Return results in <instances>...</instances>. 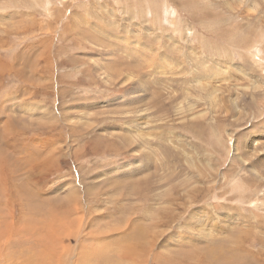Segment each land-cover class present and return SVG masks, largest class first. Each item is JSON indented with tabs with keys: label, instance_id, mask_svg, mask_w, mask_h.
Segmentation results:
<instances>
[{
	"label": "rangeland",
	"instance_id": "obj_1",
	"mask_svg": "<svg viewBox=\"0 0 264 264\" xmlns=\"http://www.w3.org/2000/svg\"><path fill=\"white\" fill-rule=\"evenodd\" d=\"M0 161V264H264V0H0Z\"/></svg>",
	"mask_w": 264,
	"mask_h": 264
},
{
	"label": "bare ground",
	"instance_id": "obj_2",
	"mask_svg": "<svg viewBox=\"0 0 264 264\" xmlns=\"http://www.w3.org/2000/svg\"><path fill=\"white\" fill-rule=\"evenodd\" d=\"M110 146V145H109ZM1 162V161H0ZM1 164V163H0ZM0 179H4L5 180V176L4 175H2L1 176V178ZM1 181V180H0ZM6 190V189H5ZM3 197L4 196H0V201L1 200H3ZM8 196L6 195L5 196V198H7ZM10 204V203H9ZM68 208V207H67ZM66 211V210H65ZM69 213L70 212V210L69 209H67V211H66V213ZM5 225V223L4 222H1V224H0V227H3ZM13 225V224H12ZM12 225H10V227H12ZM28 226V225H27ZM10 227H9V231H10ZM27 231V230H26ZM28 233H30V232H28ZM1 234V233H0ZM25 234V233H24ZM27 234V233H26ZM33 235V234H32ZM30 236V235H29ZM34 238H35V235L33 236ZM14 238V237H13ZM41 238V237H40ZM48 238H50V237H48ZM140 239V238H139ZM124 240V239H123ZM137 240V239H136ZM125 241V240H124ZM131 241H133V239L131 240ZM130 241V242H131ZM40 242V241H39ZM139 242V241H138ZM8 243H9V240H7V246H8ZM61 244H62V242H60ZM19 244V243H18ZM32 244V243H31ZM42 244V243H41ZM41 244H39V245H41ZM55 244V243H54ZM58 244H59V242H58ZM124 244V243H123ZM34 245V244H33ZM46 245V244H45ZM60 245V244H59ZM24 246V245H23ZM52 246V245H51ZM40 247V246H39ZM50 247V246H49ZM62 247V246H61ZM12 248V247H11ZM19 248V247H18ZM24 248V247H23ZM51 248V247H50ZM118 248V247H117ZM196 248V247H195ZM2 249V248H1ZM15 249V248H14ZM32 249V248H31ZM55 249V248H54ZM138 249V248H137ZM137 249H136V251H137ZM20 250H21V252H23L22 251V249L20 248ZM25 250V249H24ZM33 250V249H32ZM42 250V249H41ZM52 250V249H51ZM50 250V251H51ZM59 250V249H58ZM130 250V249H129ZM3 251V250H2ZM198 251V250H197ZM15 252V251H14ZM20 252V251H19ZM35 252H37V251H35ZM69 252V251H68ZM119 252V251H118ZM199 252H200V250H199ZM18 253V252H17ZM54 253V252H53ZM60 253V252H59ZM59 253H58V255H59ZM64 253V252H63ZM137 253V252H136ZM204 253H208V252H204ZM10 254V253H9ZM13 254V253H12ZM57 254V253H56ZM64 254H66V253H64ZM117 254V253H116ZM203 254V253H202ZM3 255V254H2ZM52 255V254H51ZM19 256H20V253H19ZM36 256V255H35ZM38 256H40V255H38ZM44 256V255H43ZM62 256V255H61ZM116 256V255H115ZM4 257V256H3ZM97 258V257H96ZM107 258V257H106ZM128 258V257H127ZM131 258V257H130ZM130 258H128V259H130ZM200 258V257H199ZM28 259V258H27ZM61 259V258H60ZM13 260V259H12ZM59 260V259H58ZM85 260H86V258H85ZM88 260V259H87ZM91 260V259H90ZM96 260V259H95ZM107 260H108V258H107ZM123 260V259H122ZM197 260V259H196ZM200 260H201V258H200ZM8 261V260H7ZM14 261V260H13ZM16 261V260H15ZM97 261V260H96ZM103 261H106V260H103ZM136 261V260H135ZM195 261V260H194ZM3 262V261H2ZM11 262V261H10ZM50 262H51V260H50ZM86 262V261H85ZM127 262H129V261H127ZM201 262V261H200ZM13 263V262H12ZM41 263V262H40ZM52 263V262H51ZM88 263V262H87ZM131 263V262H130ZM197 263H198V260H197ZM37 264V263H36ZM42 264V263H41ZM48 264V263H47ZM54 264V263H53ZM56 264H58V263H56ZM82 264V263H81ZM200 264V263H199Z\"/></svg>",
	"mask_w": 264,
	"mask_h": 264
}]
</instances>
